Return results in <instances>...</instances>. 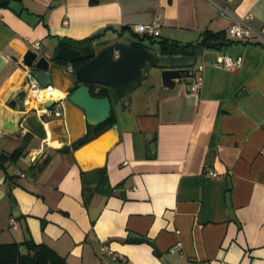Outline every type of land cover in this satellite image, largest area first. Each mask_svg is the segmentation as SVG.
<instances>
[{
	"label": "crops",
	"instance_id": "0c3cea01",
	"mask_svg": "<svg viewBox=\"0 0 264 264\" xmlns=\"http://www.w3.org/2000/svg\"><path fill=\"white\" fill-rule=\"evenodd\" d=\"M18 1L19 14L0 6V105L21 87L26 71L18 61L35 40L51 61L53 92L28 91L21 123L33 130L0 128V244L31 239L54 251L59 264H107L102 243L122 256L114 264H264V43L230 37L231 18L208 0ZM212 1L237 16L249 13L248 23L264 34V0ZM157 20L153 41L132 29ZM205 30L223 32L213 39L221 43L182 45ZM133 40L159 54L160 40L181 44L177 54L193 55L192 74L164 89L159 69L146 62L152 82L136 107L120 121L121 102L114 103L116 128L71 148L86 122L66 99L77 83L69 62L53 59L59 43H87L96 54ZM222 54L241 62L218 66ZM47 99L58 100L60 115H46ZM97 167H105L106 182L96 172L86 173L84 184L82 172Z\"/></svg>",
	"mask_w": 264,
	"mask_h": 264
},
{
	"label": "water",
	"instance_id": "95a60500",
	"mask_svg": "<svg viewBox=\"0 0 264 264\" xmlns=\"http://www.w3.org/2000/svg\"><path fill=\"white\" fill-rule=\"evenodd\" d=\"M0 6H6L19 14L22 6L18 0H0ZM117 56L114 57V52ZM82 53L69 45H60L53 59L64 62H77L82 59ZM17 61V56H12ZM193 55L188 54H159L154 48L146 44L134 45L124 42H114L99 50L74 70L75 78L80 83L66 94V99L83 111L85 122L96 125L107 120L111 115L112 102L110 96H95L90 93L89 84H102L108 86L115 98L127 104L129 93L138 82L150 75L152 68H158L162 88L171 90L182 76L192 74ZM151 67L145 69V63ZM22 70L26 71L21 81V87L16 90L6 101V107L0 105V128L2 130L20 132L21 126L33 130L28 120L21 123L24 118L28 91L34 93L37 88L31 86L30 77H34L41 87L50 85L51 74L49 71L51 61L45 55L31 47L26 48L18 61ZM244 92L242 90L240 94ZM57 99H47L42 102L45 108H51ZM12 109V111L10 109ZM35 110V109H33ZM111 127L116 128L113 123ZM110 127V128H111Z\"/></svg>",
	"mask_w": 264,
	"mask_h": 264
},
{
	"label": "trees",
	"instance_id": "16d2710c",
	"mask_svg": "<svg viewBox=\"0 0 264 264\" xmlns=\"http://www.w3.org/2000/svg\"><path fill=\"white\" fill-rule=\"evenodd\" d=\"M141 39L146 37L149 40L153 41L155 40V36H150L146 34H139L136 33ZM215 38H223V32H212L210 30H205L202 33V37L199 41L195 43H187V44H182L183 46L187 47L189 45H192V48L194 47H212L215 45H218L221 43V40L219 42H213V39ZM89 41V39L87 40ZM160 43V53H165V54H177L180 53L178 52L177 47L181 46V44L175 43V42H165L164 40L158 41ZM63 44V41L59 43V46ZM130 44L134 45H142L143 43L137 40H133L130 42ZM64 45V44H63ZM73 47V46H72ZM76 48V46L74 47ZM77 49L82 53V59L71 63L72 66L74 67V70L76 67H78L80 64H82L84 61H86L88 58L92 57L95 52L93 48L90 46V44H84L81 46H77ZM54 60L58 62H62L67 64V62H64L63 60L55 59ZM76 85L74 88L80 83L76 78ZM90 86V93L95 96H104L108 95L110 96L111 102H112V108H111V115L110 117L105 120L102 123H98L96 125H90L86 123V131L85 133L76 139L75 141L71 142L70 147L71 148H76L83 143L87 142L91 138L97 136L100 134L102 131L110 127L113 123H115V115H114V110H113V104L118 102V100L115 98V95L112 93L111 89L102 84H89ZM73 88V89H74ZM72 89V90H73ZM122 106H126L125 104L121 103ZM52 106L51 108H53ZM60 150H69V146H65L60 148ZM19 156V150L16 149L14 150L11 154V158H16ZM96 172H99L97 181L105 183L106 182V170L105 167H97L94 168L88 172H82V181L85 184V174L86 173H92L95 174ZM85 187V185H84ZM87 187V186H86ZM87 189V188H86ZM20 244H23L25 247V252L22 253L19 249ZM64 261L50 248H48L46 245L42 243H36L31 239H26L22 241L21 243H8V244H0V264H59L63 263Z\"/></svg>",
	"mask_w": 264,
	"mask_h": 264
},
{
	"label": "built area",
	"instance_id": "2783aa9c",
	"mask_svg": "<svg viewBox=\"0 0 264 264\" xmlns=\"http://www.w3.org/2000/svg\"><path fill=\"white\" fill-rule=\"evenodd\" d=\"M210 2H212L214 4V6L217 9V12L220 15H227L231 18V24L228 26L227 28V32L229 34L230 37L232 38H237V39H244V38H256L258 40H260L262 43H264V34L260 33L259 31H257L256 29H254L249 23H248V19L250 18V14H245L243 16H237L235 14H233L227 6H225L224 4H220L218 2H214L212 0H208ZM160 22L157 20L155 22L152 23H135L132 25V29L134 32L139 33V34H146V35H150V36H159L160 33ZM31 48L33 50L38 51V49L40 48V42L38 40L33 41L31 44ZM114 56H117V52L114 53ZM241 62V58L240 56H235L232 57L231 55L228 54H222L220 55L215 64L218 66H222L225 68H234L236 66H238ZM66 69L69 72H73V66L71 63L66 65ZM198 70H202V65L198 66ZM30 81H31V86L36 87L37 89L34 91L37 95H39L41 93V96H43V92H50L52 91L51 89V85H48L47 87H41L37 81L35 80L34 77H30ZM201 83V76L198 74L196 75L192 82H191V89L192 90H196L199 85ZM45 108V107H44ZM45 113L46 115H54V116H58L60 115V112L58 111V109H52V108H45ZM209 174L211 175H216V172L214 171H209ZM11 222H14V220H11ZM180 247V243L177 242L176 244H174L173 246H171L170 250L172 252H174L175 250H177ZM100 250L103 254L107 255L110 258V262L107 264H114L117 260H120L122 258L121 255L116 254L115 252H113L111 249H109L107 247V245L105 243H102L100 245Z\"/></svg>",
	"mask_w": 264,
	"mask_h": 264
},
{
	"label": "rangeland",
	"instance_id": "374dc122",
	"mask_svg": "<svg viewBox=\"0 0 264 264\" xmlns=\"http://www.w3.org/2000/svg\"><path fill=\"white\" fill-rule=\"evenodd\" d=\"M147 66V63H145V68ZM151 74L148 75L145 79L138 82L136 87L129 93V100L126 106H122L120 103H115L117 106L115 108L117 109L119 120L121 121V118L123 116H127L128 113H130V109H133L136 107L134 99L138 96H141L145 93V90L148 89V87L151 85L152 79ZM146 97V96H144Z\"/></svg>",
	"mask_w": 264,
	"mask_h": 264
},
{
	"label": "bare ground",
	"instance_id": "6f19581e",
	"mask_svg": "<svg viewBox=\"0 0 264 264\" xmlns=\"http://www.w3.org/2000/svg\"><path fill=\"white\" fill-rule=\"evenodd\" d=\"M53 91H51V93H52ZM50 93V92H49ZM48 92H43L42 94L43 95H47V94H49ZM28 96V95H27ZM39 97L41 96V93H40V95H38ZM28 98V97H27ZM30 99V98H29ZM31 100V99H30Z\"/></svg>",
	"mask_w": 264,
	"mask_h": 264
},
{
	"label": "flooded vegetation",
	"instance_id": "af4514ba",
	"mask_svg": "<svg viewBox=\"0 0 264 264\" xmlns=\"http://www.w3.org/2000/svg\"><path fill=\"white\" fill-rule=\"evenodd\" d=\"M73 72H74V67H73Z\"/></svg>",
	"mask_w": 264,
	"mask_h": 264
},
{
	"label": "clouds",
	"instance_id": "9594fccd",
	"mask_svg": "<svg viewBox=\"0 0 264 264\" xmlns=\"http://www.w3.org/2000/svg\"><path fill=\"white\" fill-rule=\"evenodd\" d=\"M116 57V56H115Z\"/></svg>",
	"mask_w": 264,
	"mask_h": 264
}]
</instances>
